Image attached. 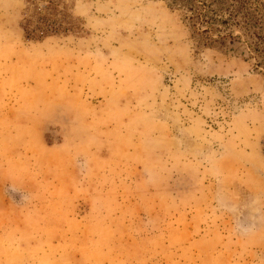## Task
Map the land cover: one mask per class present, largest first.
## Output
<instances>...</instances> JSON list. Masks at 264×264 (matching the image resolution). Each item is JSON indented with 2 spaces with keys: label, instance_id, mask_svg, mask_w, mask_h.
<instances>
[{
  "label": "rangeland",
  "instance_id": "rangeland-1",
  "mask_svg": "<svg viewBox=\"0 0 264 264\" xmlns=\"http://www.w3.org/2000/svg\"><path fill=\"white\" fill-rule=\"evenodd\" d=\"M251 2L0 0V264H264Z\"/></svg>",
  "mask_w": 264,
  "mask_h": 264
},
{
  "label": "trees",
  "instance_id": "trees-1",
  "mask_svg": "<svg viewBox=\"0 0 264 264\" xmlns=\"http://www.w3.org/2000/svg\"><path fill=\"white\" fill-rule=\"evenodd\" d=\"M173 2L185 3V7L190 12L189 20L195 24H216L219 23L225 26H238L241 25L249 35H254L252 29L256 28L260 19L257 15L260 13V9L252 4L251 0H171ZM218 4L219 12L213 10L212 5ZM228 4V5H227ZM258 4V3H257ZM227 5V6H226ZM208 14L210 16H208ZM222 14L224 16H222ZM49 19L41 17L38 27H32L30 25L25 28L27 38L40 39L48 33L55 32L57 28H54L51 23H48ZM230 37V35L228 36ZM256 37V36H255ZM253 51L264 52V40L260 39L255 42Z\"/></svg>",
  "mask_w": 264,
  "mask_h": 264
}]
</instances>
